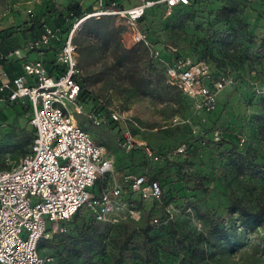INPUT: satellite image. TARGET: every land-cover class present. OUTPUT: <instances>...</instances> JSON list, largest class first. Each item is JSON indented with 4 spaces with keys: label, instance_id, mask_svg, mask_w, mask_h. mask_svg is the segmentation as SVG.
Returning a JSON list of instances; mask_svg holds the SVG:
<instances>
[{
    "label": "rangeland",
    "instance_id": "obj_1",
    "mask_svg": "<svg viewBox=\"0 0 264 264\" xmlns=\"http://www.w3.org/2000/svg\"><path fill=\"white\" fill-rule=\"evenodd\" d=\"M69 1L0 0V30H12L22 41L17 29L31 15L46 19L47 5L63 6ZM236 3L239 10L230 13ZM145 25L161 57L176 53L204 58L218 70H230L234 78L219 93L212 112L197 113L182 93L167 86L161 61L141 63L156 82L144 95L145 87L134 91L126 78L104 68L103 63L112 59L108 54L100 57L94 47L91 62L81 64L84 87L92 99L84 108L95 107L101 113L114 110L133 118L136 125L127 128L135 145L146 144L162 158L153 163L140 148L127 151L119 144L117 126L107 120L75 116L106 148L115 170L142 172L149 167L162 175L167 194L163 203L171 202L174 216L170 227L150 229L147 209H142L138 221L120 212L109 235L118 237L121 246L109 243L103 254L89 260L95 264H264V224L247 228L239 214L230 211L235 202L249 207L264 202V0H197L167 15L153 10ZM90 28L98 31V37L85 38L82 27L77 38L80 47L111 38L101 21ZM129 36L119 34L126 48L132 45ZM31 132L17 106L0 104V168L20 162ZM157 206L164 218L163 204ZM82 221L87 218L81 214L65 220L63 233H73ZM212 226L225 230L228 240L212 235ZM60 238V231L53 232L47 239L51 246L40 248L42 255L50 257L48 264H62ZM197 245L204 249L202 262L190 258Z\"/></svg>",
    "mask_w": 264,
    "mask_h": 264
},
{
    "label": "built area",
    "instance_id": "obj_2",
    "mask_svg": "<svg viewBox=\"0 0 264 264\" xmlns=\"http://www.w3.org/2000/svg\"><path fill=\"white\" fill-rule=\"evenodd\" d=\"M190 2L138 0L117 8L92 0L83 5L91 6V11L74 21L62 40L56 27L44 24L39 37L26 40L5 55L7 59L22 60V72L9 75L0 68V104L23 108L33 137L29 151L16 166L0 168V264H48L50 257L40 253L39 241L62 231L61 222L81 208H88L96 221L115 223L120 212L138 221L142 209H149L153 203L163 204L164 218L152 214L149 225L159 228L173 220V205L163 203L161 174L149 167L142 172L115 170L106 148L95 142L76 118L75 114H86L107 120L117 126L119 144L127 151L140 148L153 163L162 158L146 144L135 145L127 128L128 124L136 125L133 118L114 110L101 113L84 108L78 98L82 70L73 38L84 19L115 16L126 26L124 33L130 35L131 44L142 43L154 59L161 61L165 81L188 99L195 112L207 114L215 109L221 90L233 82V73L226 70L213 76L206 60L161 57L139 22L152 7L163 6L167 15L174 7ZM32 52L38 56L28 59L27 54ZM48 52L51 56L45 59ZM136 201H141L142 207Z\"/></svg>",
    "mask_w": 264,
    "mask_h": 264
},
{
    "label": "trees",
    "instance_id": "obj_3",
    "mask_svg": "<svg viewBox=\"0 0 264 264\" xmlns=\"http://www.w3.org/2000/svg\"><path fill=\"white\" fill-rule=\"evenodd\" d=\"M104 6L110 7L114 4L117 8H122L123 5L120 3V0H102ZM197 0H191L188 5H179L174 8L180 6H190L196 3ZM173 8V9H174ZM162 10L164 12L163 6H156L148 9L145 14L140 18V27L143 32L146 33L151 45L154 49H157L153 45L154 41L150 39L149 32L146 29V18L153 10ZM239 10L238 3L235 4V7L229 10L230 13H235ZM91 11V6L84 7L80 0H71L67 2L65 5H57L55 2H51L47 5V8L43 15H46V19L40 17V15H31L27 21H24L17 31L20 33L22 41H26L28 39H35L41 35L44 31V24H47L51 27H56L58 29V37L59 40H62L68 31L71 29L72 24L74 21L82 19L85 14ZM103 22L106 25L108 33L110 34L111 38H107L106 40L99 43H93L89 41V43L84 46L80 47L77 41L78 35L80 30H85V38L87 37H98V31L96 29H91L90 26L93 22ZM126 31V26L118 20L115 16L112 15H102L99 17H88L83 20V23L76 30L74 35V43L77 48L78 53V62L79 67L82 70L81 64H89L91 62V55L94 52V47L97 48L100 57H105L107 54L111 57L112 62L110 64L103 63V67L106 69L113 70L116 74L122 76V78H126V80L130 83L131 86L134 87V91L142 90L143 87L146 89L142 90V94L146 95L151 92L149 89L150 86L154 85L156 82L152 77V72L147 69L144 65H141L144 61H158L154 59L149 52V49L143 45L142 43H133L130 47L126 48L120 41L119 34L124 33ZM113 38V39H112ZM20 41L18 40L17 36L14 35L13 31L9 30H0V53L2 54L0 63L6 66L7 71H15L16 73H20L17 70L18 60L15 59H7L5 55H7L10 51L20 46ZM123 42V41H122ZM55 44L59 43V41H54ZM52 46V45H51ZM158 50V49H157ZM80 52H83V57H80ZM184 57L180 54L172 53L165 59H171L174 57ZM193 60H206L210 66L211 73L213 76L217 74L224 73L226 69L218 70L211 62L204 58H198ZM51 62H48L49 67ZM160 71L162 73L163 79L165 81L164 76V67L161 64ZM103 68V69H104ZM156 75V74H155ZM85 81L86 76L84 77L83 71L80 78V92L78 95L79 101L82 102L85 106L92 100L90 94L85 89ZM157 81V80H156ZM165 83L169 87L175 88L179 91L176 87L168 84L166 81ZM180 92V91H179ZM181 93V92H180ZM183 95V94H182ZM185 97V96H184ZM13 106V105H10ZM16 106V105H14ZM18 107V111L21 113L24 112L23 108ZM95 108V107H92ZM81 125V124H80ZM33 137V132H31V140ZM31 143V141H30ZM29 143V145H30ZM29 145L25 153L29 151ZM24 153V154H25ZM162 176V175H161ZM163 180L161 179V185L163 186ZM164 189V186H163ZM164 198L167 195L166 190L164 189ZM138 204L141 201H136ZM157 204L153 203L147 211L149 212V219L152 214L160 215ZM142 207V205H141ZM145 210V209H143ZM231 212H237L241 218L242 224L247 228H254L261 226L264 224V202H258L255 207H249L246 205H241L237 202L233 203L230 206ZM159 213V214H158ZM81 214L87 218V221H82L80 225H78L73 233H63L60 231L61 238L59 244H62L60 249L61 251V263L62 264H95L89 260L95 254H103L106 250V247L109 243L113 246H121L119 244L118 237H110L109 231L112 226V223L108 222H99L94 219L92 213L88 208H81L76 213H74L70 218ZM69 218V219H70ZM64 221L61 222V227ZM170 223L166 225H162L159 228H151L148 221V226L150 229H162L170 227ZM210 233L212 235L218 236L222 240H228V235L225 230L218 228L217 226H212L210 229ZM44 246H51L47 239H41L39 241L38 247L39 249ZM190 258L195 260V262H202L204 259V249H202L199 245L192 249L190 253Z\"/></svg>",
    "mask_w": 264,
    "mask_h": 264
},
{
    "label": "crops",
    "instance_id": "obj_4",
    "mask_svg": "<svg viewBox=\"0 0 264 264\" xmlns=\"http://www.w3.org/2000/svg\"><path fill=\"white\" fill-rule=\"evenodd\" d=\"M137 1H138V0H133V1L130 2L129 4H127V5H123V7H127V6H130V5H133V4H135ZM80 2H81L83 5H88V4H90V3L92 2V0H80ZM24 42H25V41H20V42H19V43H20V46H21ZM1 56H2V54L0 53V59H1ZM37 56H38V54H37V53H34V52H32V53H28V54H27V58H28V59H33V58H36ZM50 56H51V53L48 52V53H46L43 57H44L45 59H49ZM17 62H18L17 70H19V72L21 73V72H22V69H21V63H22V60H18ZM0 68H4V69L6 70V66L3 65V64H1V63H0ZM6 71H7V70H6ZM13 72H14V71H13ZM13 72H12L11 70H10V71H7V73H8L9 75H12ZM16 106H18V105H16ZM109 155H110V154H109ZM124 171H128V170L126 169V170H124Z\"/></svg>",
    "mask_w": 264,
    "mask_h": 264
},
{
    "label": "bare ground",
    "instance_id": "obj_5",
    "mask_svg": "<svg viewBox=\"0 0 264 264\" xmlns=\"http://www.w3.org/2000/svg\"><path fill=\"white\" fill-rule=\"evenodd\" d=\"M80 26V24L78 25V27ZM79 29V28H78Z\"/></svg>",
    "mask_w": 264,
    "mask_h": 264
}]
</instances>
